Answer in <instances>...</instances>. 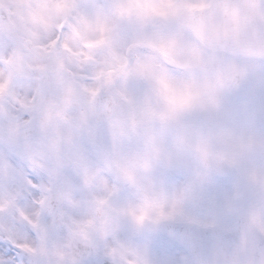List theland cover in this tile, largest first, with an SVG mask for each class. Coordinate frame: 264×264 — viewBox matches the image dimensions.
<instances>
[{
  "label": "snow or ice",
  "instance_id": "1",
  "mask_svg": "<svg viewBox=\"0 0 264 264\" xmlns=\"http://www.w3.org/2000/svg\"><path fill=\"white\" fill-rule=\"evenodd\" d=\"M65 53L78 71L59 70ZM26 54L51 59L50 93L23 97ZM0 69V143L56 155L26 177L0 160V184L39 196L70 164L83 185L64 176L58 198L75 208L93 161L112 181L86 223L25 217L0 264H264V0H0Z\"/></svg>",
  "mask_w": 264,
  "mask_h": 264
},
{
  "label": "clouds",
  "instance_id": "2",
  "mask_svg": "<svg viewBox=\"0 0 264 264\" xmlns=\"http://www.w3.org/2000/svg\"><path fill=\"white\" fill-rule=\"evenodd\" d=\"M68 43L76 50V42L69 40ZM51 64V59L47 56L36 59L30 54L25 55V71L30 74L31 79H26L25 83L30 85V87L22 88L21 93L25 99L29 96L35 98V88L41 87L46 92H51L54 88V80L52 79L51 71L41 72L38 69L41 65ZM59 70L63 74H69L74 71H78L79 67L76 62V58L69 53H65L63 56V62L58 66ZM3 70L0 69V72ZM31 103V101L29 100ZM51 102V96L42 97L40 100V114L42 115L48 104ZM29 116V119H32ZM63 124L62 121L59 122ZM38 137L33 135L31 137V142H37ZM71 149L67 145L60 146L61 153H70ZM23 149H18L16 151H10L7 145L0 143V160L7 162V164L18 174L26 175L30 172L34 175H38L43 172L44 169L55 168L56 166V155L55 153L49 152L46 149H42L39 156L36 159H31L30 157H25L23 154ZM25 167H27V172H25ZM91 171L98 173V175L91 181V184L87 188H83L81 191L73 190L72 199L74 201H81L80 205L75 208H70L67 202L63 199L58 198V194L62 193L66 189L65 182L63 180L64 176H72L80 180L81 185H83V174L68 164L63 169L60 170V176L49 177L44 176L43 184L47 191L40 192L39 196H25L27 188L19 183L4 185L0 184V200L7 199L8 192H14L17 194L16 206L11 214L0 215V237H8L9 233L18 244H25L27 241L21 234V229L24 226L31 227L27 224V220L33 223L41 222L42 220V209H51L56 211L58 209L68 210L74 219H78L81 222L86 223L99 214L95 212L94 201L98 198H103L105 193L101 186V181H106L109 184L112 181L109 179L110 173L106 170L105 165L102 161H93L91 164ZM39 214V215H38ZM27 218L25 220L24 218Z\"/></svg>",
  "mask_w": 264,
  "mask_h": 264
}]
</instances>
